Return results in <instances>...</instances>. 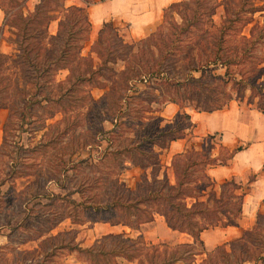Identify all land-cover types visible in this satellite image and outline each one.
<instances>
[{"label": "trees", "instance_id": "obj_1", "mask_svg": "<svg viewBox=\"0 0 264 264\" xmlns=\"http://www.w3.org/2000/svg\"><path fill=\"white\" fill-rule=\"evenodd\" d=\"M49 1L38 0L33 9L26 10L23 0L10 4L9 9H6L9 0L0 1V7L5 12L0 31L3 32L7 25L10 27L11 35L6 41L16 45L12 64L17 69L14 74L6 72L7 54L1 53L0 107H23L19 112L21 120L38 116L33 107H60L64 112L63 127L57 136H65L77 126L78 114H68L67 111L86 106L94 113L95 109L99 122L108 117L114 118V122H111L118 127V131L114 130L117 134L123 130L133 131L134 134L124 136V142L110 151L105 149L107 152L104 156L90 161V164L101 169V163L108 158L118 160V154H122L136 166L150 167V172L144 173L135 188L126 186L119 179H110L105 197L95 202H87L83 197L75 201L52 193L51 196L56 198H65L72 203V207L66 213L56 211L48 230L65 216L83 222L80 218L82 212H109L113 215H103V221L123 223L130 227L151 221L154 213L158 212L164 216L168 226L188 232L193 240L177 242L170 250L167 244L162 248L151 244V251H146L142 257L140 248L148 243L141 233L135 237L125 233H108L113 236L110 245L103 240L89 246L70 240L74 238L71 236L69 240L61 239L49 251L43 248V254L49 256L56 248L66 247L70 251L83 253L88 264H117V256L130 261L137 258L135 264H180L179 261L185 257L197 253L191 251L196 242L203 245L200 232L204 228L238 224L246 191L242 183L233 180L223 181L219 184V191L215 189V182L206 172V166L226 162L237 147L227 149L220 144L223 152L212 155L211 150L215 146L213 134L206 136L200 148L192 144L173 153V182L165 169L159 175L162 167L159 154L171 140L183 137L191 123L185 109L178 110L173 118L162 122V107L153 103L164 105L173 101L184 106L187 100L193 107L205 110L226 105L232 96L228 95V99L224 100L210 90L201 88L205 86L206 68L214 64L224 66L226 79L229 78L233 84H238L241 89L250 88L253 95H258L256 106L264 110V17L262 21L256 17V13L264 16V0L173 1L164 7V19L156 30L138 39L126 38L118 26L106 20L86 52L83 51L84 43L89 39L92 26L87 6L98 0H81L82 4L66 5L58 18L55 33L48 32L49 21L56 18L49 12ZM221 3L224 11L217 22L214 14ZM169 10H175L180 19L168 15ZM10 18H13V24ZM166 23L168 27L164 33ZM254 58L257 60L254 61ZM118 61L123 62L122 68L114 65ZM172 65L176 67L172 69ZM63 69L67 70L65 77L56 80V74ZM193 71L200 73L193 75ZM136 82L145 85L151 83L150 89L140 90ZM94 87L104 88L97 98L91 92ZM131 97H140L146 102L140 107H133ZM122 116L126 118L122 119ZM146 118L151 120L150 124L138 130L136 126ZM87 123L85 134L77 138L75 147L65 150L67 145L73 144L69 142L58 147L59 150L72 153L86 144L96 143L102 129L93 125L92 121ZM58 124V121L47 124L49 141L59 138L56 135L51 137L53 128ZM108 142L112 145V138H108ZM80 160V163L84 161ZM10 172L11 168L6 174L10 175ZM101 177L91 175L86 180L91 185ZM82 187L83 183L77 191L81 192ZM187 198L191 201H187ZM60 234L65 233L62 231ZM58 235L51 234L46 238ZM229 244V249L224 244H218L213 249L217 255H211L213 250L207 251L208 263L243 264L251 260L253 264H264V199L254 223L243 229ZM217 258L223 260L219 262ZM8 264L48 263L43 257Z\"/></svg>", "mask_w": 264, "mask_h": 264}, {"label": "rangeland", "instance_id": "obj_2", "mask_svg": "<svg viewBox=\"0 0 264 264\" xmlns=\"http://www.w3.org/2000/svg\"><path fill=\"white\" fill-rule=\"evenodd\" d=\"M15 1L17 0H9V2L6 3V9H9L11 7L10 4ZM23 1L26 6L24 10L27 8L33 9L35 3L38 2V0ZM70 1L71 0L49 1V12L56 16V18L49 21V33L56 32L58 18L62 15L64 7L68 5ZM2 10L4 12L3 8ZM223 11L224 6L223 3H221L217 6L214 14V19L217 22L220 21ZM168 15H173L176 19H180V16L175 10H169ZM256 17L262 21L264 16L256 13ZM12 19L13 18H10L11 24H13ZM163 19L164 11L160 23ZM110 20L114 25L119 27L122 33H126V22L118 18ZM101 25L102 23L97 28L92 27L89 39L84 43V52L89 49L90 44L96 38ZM167 27L166 23L164 26V33L167 31ZM156 28L157 25L152 31L156 30ZM8 29H10V27L7 25L3 32L0 31V55H2L1 53L7 54L5 71L14 74L15 71L17 72V69L12 64V59L16 51V45L6 41V38L11 35ZM150 33L142 37H147ZM2 59L3 56H1V60ZM256 60L257 58H254V61ZM1 62L2 61H0V65ZM178 64L179 63H177V65ZM114 65L117 68H122L123 62L118 61ZM175 67L176 65H172L171 68L174 69ZM224 71V66L210 64V66L206 68L204 75L205 86L202 85L201 88L210 90L211 93L219 95L224 100L228 99V95H230L232 98L240 99L245 102H257L258 95H253L250 88L241 89L238 84H233L229 78L226 79ZM66 73V69L58 71L55 77L56 80L64 78ZM199 73V71L192 72L193 75H199ZM217 75H220L221 78ZM177 76L179 75H175L174 77ZM180 76L182 77L183 75ZM136 84L138 89L145 91L149 90L151 86V83L145 85L136 82ZM103 91L104 88L98 87H94L91 90L93 96L96 98L100 96ZM155 91L158 92V89H155ZM130 93L132 94L134 92L130 91ZM130 101L133 107H140L141 104L146 102L145 100H141L140 97H131ZM153 105L162 107L163 103H153ZM183 105L192 106L187 100ZM59 108L60 107H33V110L37 112L38 116L36 118L33 116L30 119L25 117L24 120H21L19 112L23 107H0V264H8L12 261L20 260L29 262L42 259L43 257L48 264H88L86 256L76 250L70 251L66 247H58L54 250L53 254L44 256L43 248L49 251L52 246L59 244L61 239L64 241L69 240L71 236L74 238L70 240L76 241L82 246L99 244L103 240L107 245H110L113 236L108 235V233H125V235L135 237L139 234L138 230L141 231L142 227L144 228L147 224V222H144L138 225V227H130L123 223L112 225L110 222L102 220L103 215H113L112 213L90 211L80 213V218L83 219V222H76L70 216H65L54 227L48 230L47 227L55 219L56 211L66 213L68 210L70 211L72 207V203L66 201L65 198H56L51 196L52 193L65 195L69 197V199L75 201H80L81 197H83L87 202H95L105 197V189L109 188L110 179H119L126 186L135 188L136 182L140 180L144 173L148 174L150 172V167L142 168L136 166L122 154H118V160H109V158L106 161L104 160L106 163L103 162L100 164L101 169L91 165L90 161H96L101 156H104V153L107 152L104 151L105 149H109L110 151L115 145L124 142V136L132 135L134 132L123 130L122 133L117 134L114 130L118 131V127H115L111 122H114V118L108 117L99 122L97 111L93 109L94 113H92L88 110V107L85 106L73 107L72 110L67 111L68 114H78L76 117L77 121L75 122L77 126L69 130L65 136H57V132L63 127L62 117L64 115V112ZM25 109L27 108L25 107ZM123 109H127V107H123ZM86 113H88L86 117L81 116ZM125 118V116H122V119ZM163 118L162 122H165L166 118L164 116ZM56 121H58L59 124L57 127L53 128L51 137L56 135V137L59 138L49 141L50 135H48L47 124L55 123ZM87 121H92L93 125H98L102 129L97 135L95 140L96 143L92 145L86 144L83 148H79L72 153L66 152L65 150L77 145L78 137L85 134V129L88 124ZM150 121V119L146 118L143 122L138 124L136 128L140 130L150 124ZM31 128L34 129L31 130ZM108 138H112V145L108 142ZM69 142H73V144L70 146L67 145L64 151L59 150L58 147ZM171 157V150L167 151L163 149L159 154L160 163L162 164L159 175H161V172L165 169L170 181L173 182L174 173ZM80 159H84V161L80 163ZM156 165L155 167H157ZM10 168V175H7L6 172ZM91 175H102V177L90 185V181H87L86 177ZM82 183L83 187L81 192H79L77 189ZM187 201H191V199L187 198ZM158 214V212H155L154 216L158 217ZM62 231L65 234H60ZM57 233L59 234L58 237L51 239L46 238L51 234ZM142 235L144 238V234ZM231 240L232 239L226 241L224 244L228 249L230 247L229 241ZM145 241L148 243L146 244L147 246L140 248L142 257L146 251H151V244H157L159 248L167 244V246H169L168 250H170L177 243L174 240L159 239L152 241L148 238L145 239ZM133 245L136 244L134 243ZM234 246L237 247L236 242H234ZM215 247L208 250L204 245L196 242L191 251L197 253L194 256L189 255L185 257V259L179 261V263L209 264L207 251L213 250ZM214 254L217 255V252L215 250H213V252L211 251V255ZM116 260L117 264H135L137 258L130 261L123 256H117ZM217 260L220 262L223 259L217 258ZM249 261L250 264H253L251 260ZM219 264H223V262Z\"/></svg>", "mask_w": 264, "mask_h": 264}, {"label": "crops", "instance_id": "obj_3", "mask_svg": "<svg viewBox=\"0 0 264 264\" xmlns=\"http://www.w3.org/2000/svg\"><path fill=\"white\" fill-rule=\"evenodd\" d=\"M173 1L178 0H98L87 6L92 23L91 29L92 27L97 28L103 21L118 18L127 23V30L124 34L126 38L142 37L152 32V29L160 23L164 7ZM69 3L82 4V1L71 0ZM3 17L4 12L0 8V25ZM182 109L188 112L191 125L183 137L171 140L164 150H171L173 155L192 144L200 148L206 136L213 134L212 141L215 146L211 150L212 155H219L223 152L220 150V144L227 149L237 147L226 162L206 166V172L215 182V189L219 191L221 182L233 180L242 183L246 191L238 224L209 226L200 232L203 245L209 250L218 244H225L226 241L240 235L243 229L250 227L255 221L257 211L262 207L264 199V110L258 108L256 103L231 98L226 105L210 110L190 105L180 106L173 101H168L162 106L160 113L166 120H170L178 110ZM138 233L144 234L145 239L152 241L159 239L176 242L193 240L188 232L168 226L164 216L160 213L158 217L154 216L151 221H148L141 231L138 230ZM243 264H250V261Z\"/></svg>", "mask_w": 264, "mask_h": 264}]
</instances>
